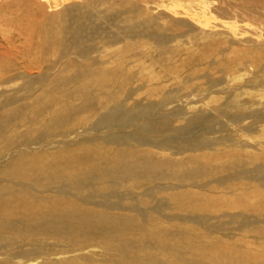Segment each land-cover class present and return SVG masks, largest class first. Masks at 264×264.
<instances>
[{
    "label": "rangeland",
    "instance_id": "rangeland-1",
    "mask_svg": "<svg viewBox=\"0 0 264 264\" xmlns=\"http://www.w3.org/2000/svg\"><path fill=\"white\" fill-rule=\"evenodd\" d=\"M142 1L0 0V264H264V0Z\"/></svg>",
    "mask_w": 264,
    "mask_h": 264
},
{
    "label": "bare ground",
    "instance_id": "bare-ground-1",
    "mask_svg": "<svg viewBox=\"0 0 264 264\" xmlns=\"http://www.w3.org/2000/svg\"><path fill=\"white\" fill-rule=\"evenodd\" d=\"M23 1L24 0H21V2H19V3H21V5H22V3H23ZM33 0H29V2H32ZM41 1V0H40ZM246 1V0H245ZM261 1V0H260ZM145 5L143 6V8L145 9V11H149V10H151L152 9V7H153V5L149 2V1H147V0H143L142 1ZM259 2V0L258 1H252L251 3H258ZM262 2H264V1H262ZM34 4V3H33ZM20 5V6H21ZM23 7H24V5H22ZM27 9H26V8ZM25 10H23V11H27L28 10V6L25 4ZM19 8H21V7H19ZM3 13V12H2ZM26 13H28V12H26ZM5 14V13H4ZM35 14H36V12H35ZM202 14H203V11H202ZM22 15V14H21ZM20 15V16H21ZM9 16V15H8ZM17 16V15H16ZM32 16V15H31ZM35 16H37V15H35ZM29 17V16H28ZM19 18V17H18ZM20 18H22V17H20ZM19 18V19H20ZM31 18V17H30ZM13 19V18H12ZM18 20V19H17ZM31 20V19H30ZM2 21H4V20H2ZM10 23L11 22H6V21H4L3 22V25H10ZM18 23V22H17ZM16 23V24H17ZM14 24V23H13ZM15 24V25H16ZM23 24V22H20V20H19V25L21 26ZM32 24V23H31ZM57 24V23H56ZM19 26V27H20ZM54 26V25H53ZM56 27V26H55ZM25 28V27H24ZM14 29V28H13ZM18 29H20V28H18ZM46 29V28H45ZM15 30V29H14ZM23 30V29H22ZM44 30V29H43ZM15 32H16V30H15ZM20 32V31H19ZM18 32V33H19ZM24 32V31H23ZM28 34V33H27ZM15 35V34H14ZM18 35V34H17ZM28 35H30V34H28ZM20 37H21V35H20ZM7 38V37H6ZM5 38V39H6ZM8 39V38H7ZM6 47V46H5ZM4 47V48H5ZM9 51V50H8ZM0 56H1V58H0V88H6V86H10V84H7L8 82H10V80H11V78H10V75L12 74V68L15 66V62L13 61V59L12 58H10L9 57V53H1L0 52ZM34 66V65H37V63H36V61L35 60H31L30 61V63H29V65L28 66ZM36 67V66H35ZM30 68V67H29ZM33 68V67H32ZM31 68V69H32ZM27 74H28V72H26ZM11 87V86H10ZM1 122V121H0ZM62 144H65L66 145V143L65 142H62ZM51 163H53V162H51ZM51 163H41L40 164V162H38V161H33L31 164H30V166H38L39 165V168H38V170H41L42 168H43V166L44 165H46V164H51ZM63 215L65 216V217H68L69 216V212H67V211H64L63 212ZM12 227H14L13 226V223H11V222H1L0 223V233L1 234H3V235H9V234H11V231H13V230H15L14 228H12ZM9 231V234L7 233Z\"/></svg>",
    "mask_w": 264,
    "mask_h": 264
}]
</instances>
